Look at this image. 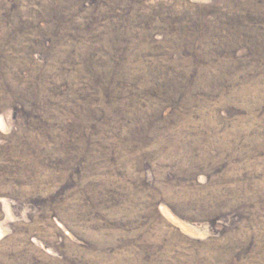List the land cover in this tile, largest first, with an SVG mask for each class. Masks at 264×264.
Returning a JSON list of instances; mask_svg holds the SVG:
<instances>
[{
    "label": "rangeland",
    "instance_id": "1",
    "mask_svg": "<svg viewBox=\"0 0 264 264\" xmlns=\"http://www.w3.org/2000/svg\"><path fill=\"white\" fill-rule=\"evenodd\" d=\"M0 264H264V0H0Z\"/></svg>",
    "mask_w": 264,
    "mask_h": 264
}]
</instances>
